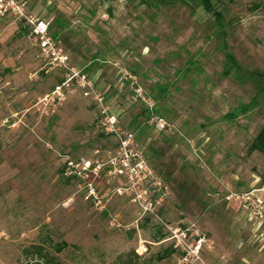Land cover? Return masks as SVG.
<instances>
[{"label":"rangeland","instance_id":"obj_1","mask_svg":"<svg viewBox=\"0 0 264 264\" xmlns=\"http://www.w3.org/2000/svg\"><path fill=\"white\" fill-rule=\"evenodd\" d=\"M20 1L51 22L70 64L136 133L154 183L137 196L117 177L105 209L84 200L61 157L115 140L96 129V105L80 91L41 102L65 72L40 70L29 28L1 19L0 264H177L162 221L195 222L214 251L218 237L223 264H248L264 235L234 196L264 187V152L250 148L264 128V0H213L219 21L202 0ZM136 84L165 130L146 120ZM33 246L41 255L25 254Z\"/></svg>","mask_w":264,"mask_h":264},{"label":"built area","instance_id":"obj_2","mask_svg":"<svg viewBox=\"0 0 264 264\" xmlns=\"http://www.w3.org/2000/svg\"><path fill=\"white\" fill-rule=\"evenodd\" d=\"M7 16H12L29 28L42 59L40 70L50 73L54 68H61L65 72L58 85L41 102L49 107L56 106L65 100L67 92L73 89L80 91L84 98L91 99L96 105V129L115 140V146L109 147L114 150L96 149L90 155L82 157L64 154L61 157L63 176L77 181L85 192L84 200L100 209L106 208L103 203L107 196L105 187L117 177H126L132 193L138 196L137 191L143 182L154 183V179L150 178L151 172L147 168L144 155L145 147L139 144L136 133L120 125L118 116L111 110L106 94L99 91L96 81L70 64L69 56L58 39L52 35V26L48 19L31 13L25 2L20 0H0V20ZM123 77L129 80L126 74ZM134 92L136 99L147 105L149 123L161 131L165 130L169 124L155 112V104L151 98L144 94L138 84ZM150 189V186L146 188L147 191ZM116 190L118 194H123L121 187ZM261 192L264 189H252L234 196L248 209L250 219L258 228L264 224V198ZM151 207L152 203L145 207L146 211H150ZM112 220V224L117 225L115 219ZM161 224L168 233L165 242H171L176 250L177 264H208L203 252L210 245V238L197 223L180 222L173 225L162 221Z\"/></svg>","mask_w":264,"mask_h":264},{"label":"trees","instance_id":"obj_3","mask_svg":"<svg viewBox=\"0 0 264 264\" xmlns=\"http://www.w3.org/2000/svg\"><path fill=\"white\" fill-rule=\"evenodd\" d=\"M212 1L213 0H202V6L207 12L214 14L215 17H216V20L219 21L221 19L220 12H218L215 9L214 4H213ZM52 35L56 39H59V33H57L56 31L52 32ZM262 79L264 81V74H262ZM263 91H264V88H263ZM155 112L157 114L161 115L159 110L156 108V106H155ZM145 113H146V116H147L146 120L148 121L150 113H149L147 108L145 110ZM250 148L252 150H258V151L264 152V128L259 132V134L257 135L256 139L252 142ZM33 252H35L38 255H41V248H39L37 246H33L32 248L25 250V254L26 255H31ZM166 253H168V252H166ZM48 262L49 263H53V264H61L59 262H55L54 259H50Z\"/></svg>","mask_w":264,"mask_h":264},{"label":"crops","instance_id":"obj_4","mask_svg":"<svg viewBox=\"0 0 264 264\" xmlns=\"http://www.w3.org/2000/svg\"><path fill=\"white\" fill-rule=\"evenodd\" d=\"M253 189H264V187H262V188L261 187L260 188L256 187V188H253ZM261 195H262V197H264V192H262ZM251 224H252V221H251ZM251 226H253V225H251ZM240 229H241V227H240ZM255 230H259V232L264 235V233H263L264 232V227L263 226H261L260 228L256 227ZM216 240H217L216 241V243H217V246H216L217 250L216 251H214V249L212 248L211 245L207 246L204 249V252H203L204 258H205V260H206V262L208 264H223L221 262L222 256L218 252L219 248L221 246L223 247V245H221V242L218 241L219 239H218L217 236H216ZM241 245H242V243L240 244V246ZM249 245H251V244H249ZM263 251H264V244L260 247L259 251L251 253V257H249L248 264H264V252Z\"/></svg>","mask_w":264,"mask_h":264}]
</instances>
